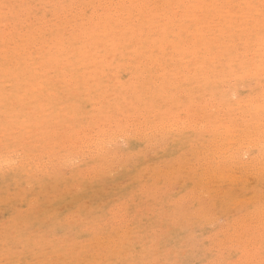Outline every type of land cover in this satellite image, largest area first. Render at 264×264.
<instances>
[{
    "label": "rangeland",
    "instance_id": "374dc122",
    "mask_svg": "<svg viewBox=\"0 0 264 264\" xmlns=\"http://www.w3.org/2000/svg\"><path fill=\"white\" fill-rule=\"evenodd\" d=\"M163 1L157 4L155 0H9V2L8 0H0V264H264V123L261 124V122H264V114H259L264 113V109L260 108L264 107L262 105L264 102V72L260 71L259 73V70H262L259 66L264 65V58H261L264 55V49L262 48L264 44L262 45L261 41L258 42L259 39L256 34L253 35L254 41H257L255 44L253 40L250 43L248 42L251 39L250 36L248 37L249 34L245 35L248 39L250 38L248 41L247 38H242L243 33L241 31L242 28H245L244 24L246 21L243 22L244 24L237 25V29L233 30L234 33L232 32L236 36L229 38V40L226 34V36L223 35L221 38L218 31H215L217 32L215 35H212L214 34L212 32L210 35L215 37V43L219 37L223 39V42L220 39V42L217 40L219 46L214 43L215 46L212 49L214 53L220 52V50L224 52L225 49L223 48L225 46L222 43H225L224 41L226 40L229 42L230 39H233L232 41H235V43L233 42L232 44V41L230 43L226 41L227 45L232 44V46H228L229 48L225 47L224 56L227 54V49H229L228 53L230 56L226 55V58L224 56L221 59L219 58L221 62L219 63L220 60L217 62L220 66L213 67V64L212 67L214 69L211 71L210 64L208 62L205 64L206 67H210H207L210 69L207 75H210H205V77L207 76L206 79L203 77V70L197 72V60L193 62L194 58L193 55L191 56L192 52L189 50H193L196 47L195 44L200 43L198 39L196 41L194 38L199 35V30L202 26L199 28L198 22L200 21L201 25L203 14H197L199 15L197 18L200 17L197 21H195L196 18L193 19L194 16L189 21L188 16L191 17L193 8L188 10H191L190 12L186 11L192 4L190 3L191 0H177L178 4L176 6L179 5V8L175 6V0H173L174 4L171 0V2L165 0L168 6ZM216 1L209 0L208 4L204 3L206 5H213L209 2L214 3ZM223 1L222 3L226 2L225 0ZM239 1L237 0L239 3L237 4L233 0V5L231 4L236 9L234 10L236 12L238 9H241V11L245 10L241 6L246 0ZM256 1L264 2L263 0ZM181 2L186 4L183 6ZM169 3L171 7L173 4L172 9ZM217 3L215 4L218 5L219 3ZM255 3L257 4V2ZM193 4L191 5L192 7ZM126 5L127 8H125ZM163 5L166 8L169 7L170 11L173 10V13L171 11V14L170 11L165 10ZM246 5L245 3L243 6L246 7ZM223 6L221 5L222 8ZM156 7L160 11H157ZM181 7H184V12L183 10L181 11ZM185 8L187 9L185 10ZM208 8L213 9L214 7ZM260 9L262 8L260 7ZM128 10L132 13L128 12ZM161 11L163 12L162 14ZM165 12H167L168 16L170 15V22ZM182 12L185 14V18L183 17L184 15L181 16ZM135 13H137L136 16ZM187 13L188 16L186 15ZM132 14L135 20L132 18ZM141 15L146 18L140 19ZM162 15L163 20H161ZM119 16L123 19L124 17L131 16V19L125 18L124 20L126 21L123 25L124 20ZM151 16H154L152 17L153 20ZM104 17L106 20L103 19ZM147 17L151 21H148ZM180 17L183 20L180 19L177 23L179 26H177L175 23ZM159 19L160 23L156 26V29L152 25L158 24ZM137 20L138 24L136 25L134 23ZM204 20L203 22L206 21ZM207 20L210 21L208 18ZM219 20L223 24L224 20ZM238 20L240 21V17ZM155 21L156 23L154 24L150 23ZM163 21L165 22L163 23ZM181 21L188 22L182 23ZM218 21L216 20L214 23L211 21V24L217 25ZM119 22L121 25L117 24ZM127 22H130L132 27H129V23L127 24ZM146 22L150 23V25H147ZM100 23L101 26L99 25ZM161 23L162 25H160ZM195 23L198 24L196 25ZM208 23L210 24V22ZM183 24H185V27ZM194 24L198 27H196L198 30L196 37L192 31L195 28ZM106 25L108 26L106 27ZM128 27L131 28L129 31ZM150 27L153 30L156 29V31H152L151 29L152 32L149 33ZM166 27H170V29ZM175 27L177 30L173 29ZM187 27L189 30L186 29ZM203 27L201 31H204L208 38H212L207 32L206 27L208 26ZM117 28L119 29L117 30L118 32L116 31ZM238 28L242 34L238 32ZM171 29L173 31L169 33ZM87 30L89 31L88 34ZM143 30L146 35H144ZM182 30H184V33ZM104 31L106 34H103ZM113 31L116 32L111 34L110 32ZM236 31L239 35L235 33ZM166 32L168 36L164 34ZM229 32L231 33V31ZM97 33L99 35L102 33V35L100 37L99 35L95 36ZM121 33L126 34L127 38ZM182 33L187 35V37L185 35V37L181 36L183 35ZM190 34L194 35V38ZM172 36L178 37L180 44L185 42L182 45L183 47H180L181 45L178 43L176 47L178 45L179 47L173 48L175 54L172 52L171 47L175 46L172 43L177 38ZM145 37L150 42L143 40ZM188 37L190 40L194 39L192 41L195 42L194 45H192L191 41L190 43L187 42V39L184 41ZM235 37L238 39L234 40ZM166 38L172 43L170 41L164 42ZM96 39H98V42ZM139 39L141 41H139L140 44L142 45L143 43L145 45L139 46L137 41ZM262 39L261 37L260 40ZM88 40L89 42H87ZM124 41L130 42V45L125 44ZM147 42L150 44L148 45ZM159 42L164 43H162L164 45L162 50L164 51L161 50ZM96 43H98L97 46ZM247 43L249 47L251 44L254 45V48H252L254 50L250 49L249 51ZM257 43L259 47L256 48L255 45H258ZM100 44H103V46ZM132 44L133 47L131 46ZM171 44L172 46L168 47ZM199 45L202 46V43ZM127 46L131 48L128 49L129 47L127 48ZM234 46L236 49H233ZM81 47L85 51H88L84 52L83 49L81 50ZM145 47H148V49ZM186 47L188 49L183 51ZM149 48L150 50L152 48V50H155L153 52L151 50L150 52ZM258 48H262L263 50ZM158 49L164 52L162 54L165 57L161 55ZM243 49L245 50L244 52ZM143 50H145L144 53ZM214 50L217 51L215 52ZM257 50L263 51L262 55L261 53H257ZM202 51H200V56H204L206 53L205 50ZM124 52L126 57L124 56ZM129 52L130 54H128ZM238 52H241V54L242 52L245 53L242 54L246 58L245 61L251 59L249 61L251 62L252 59H257L259 54L261 60L258 58L255 61L253 60L254 62L252 61V64L255 63L252 66L253 69L250 68L252 64L249 65L250 67L247 66L245 68L243 66V68H238L240 63L244 61V57L238 54ZM247 52L250 54L247 55ZM139 53H141V56ZM177 53L181 54V56ZM231 53L233 55L237 53L238 55L234 57ZM168 54H171V56ZM253 54H256L255 57ZM173 55H176L174 57L176 59L179 56L185 58L183 60L185 63L191 61L190 67L195 63L192 66L193 70L192 68H188L190 70L186 69L187 72H185V64L181 60L183 58L178 61L179 59H174ZM206 55L208 56L207 53ZM252 55L253 57H251ZM109 56H111L110 59ZM138 56H140L139 59H137ZM241 56L243 57L242 61L239 59ZM170 57L173 59L171 60ZM153 58H155V61H153ZM157 58L159 59L157 60ZM166 58L168 61H165ZM150 59L153 62V66L151 67L150 64L152 65V62H149ZM186 59L190 60L187 61ZM237 59L240 60H238V66L236 65ZM133 60H137L136 63ZM260 61L263 63L260 64ZM158 63L160 69L157 65ZM129 64L130 67H128ZM243 64L245 65L246 63ZM257 64H259V70H256V67L254 69V66H257ZM145 65L149 66H147L148 70H146ZM154 66H156L155 70ZM164 67L167 69L165 70ZM217 67H220L222 70ZM223 67H226L227 70H224ZM236 67L240 70L237 71ZM216 68L218 72L221 70L219 76L224 74V77L228 73L232 77V73L237 71L236 75L235 73L233 74L235 75L233 76L234 80L231 77L229 80V77H227L228 81H225L223 80L225 78L222 76L220 78L223 79L219 78L220 82L217 81L216 79L219 76L218 72L216 73ZM247 68L254 70L251 71L254 73L248 72L249 69ZM261 68L264 69V66H261ZM111 69L113 70L111 71ZM152 69L155 71V77L153 76ZM161 69L165 70V72L162 71L163 73H160ZM149 70L150 72H148ZM157 70L158 72H156ZM170 70L171 72L173 70L171 75L167 73ZM191 70L192 72L194 71V74L190 72ZM141 72H143V75ZM238 72L247 76L248 80V82L244 79V81H240L241 86L238 83L239 79H242V76L239 77L240 74ZM246 72L249 75L251 73L254 81L252 76L248 78L249 75ZM180 73H183V77H181ZM212 74L215 76L213 75L212 77ZM237 74H239V78H236ZM254 74L257 76L255 77ZM259 74L262 76L261 80L263 82L260 80ZM147 75H150L151 80H146ZM145 76L147 77L145 78ZM188 76H190V79ZM191 76H197L196 78L198 79L199 77V79L196 81V78H192ZM200 76H202L203 81ZM178 77H181V79ZM208 77L211 80L215 78L216 83L212 80L210 81L212 83L207 85L209 83L207 82L206 84V80L209 81ZM165 78L167 84L169 82L172 86L168 87L170 84L163 86ZM191 79L193 82H201L199 85L194 82L192 85L194 88L192 86V88H189L190 83H193ZM177 80H180L179 83L176 82ZM252 81L253 84H251ZM159 82L160 85L157 84ZM226 82L228 84H225ZM202 83H205V86H200ZM220 83H222L223 87L220 86L221 88L216 89L218 85H221ZM235 83L239 86H236ZM144 85L145 87H143ZM148 85L152 86H150L147 93L146 88H149ZM158 85L159 87H157ZM211 85H213L212 88ZM261 85H263L262 88ZM141 87H143V90ZM180 89H182V92L178 91ZM228 89L229 91H227ZM190 90H194L196 93L192 91V96L191 92H189ZM230 90L231 93L229 94L234 95L233 97L231 95L227 96ZM155 91L157 95H155ZM233 91L234 94H232ZM224 92L227 93L224 94ZM142 93H146L147 96ZM177 93L184 95L180 98L181 94L178 95ZM207 93L211 94V96H207ZM132 94L133 96H131ZM151 94H153V98L149 97L148 99V96ZM168 94L169 96H167ZM204 94L206 95L205 97ZM250 94L251 98L254 96V99H252L254 101L255 97L258 98L261 94L259 97L260 101L256 99L259 102H257L259 108L254 106L256 103L252 102ZM199 95L203 99L202 101ZM246 95L248 96L245 97ZM218 96L219 98H217ZM140 97L141 99H139ZM175 97L178 99L176 100ZM161 98L164 103L158 102V100L162 101ZM165 98L168 103L165 102ZM246 98L250 101L246 100ZM151 99L153 100L151 101ZM239 99L240 102H238ZM135 100L138 101L136 102ZM155 100H157V103H155ZM183 100H186V102ZM235 100H238V103H244L246 100V104L253 107L248 105V108L244 107L245 103L244 106L243 103L239 106ZM173 101L176 104H172L171 102ZM225 101H228V103ZM112 104L114 107H111ZM119 104H121V108ZM223 104L224 106L226 105L225 108H223ZM232 104L239 106V108L243 106L244 109L242 108L243 110L240 109V111L238 107H234ZM136 107H138V110ZM254 107L255 109L257 107V110L260 112L258 113ZM127 108H131L132 112ZM195 108L197 109L194 112L188 111V109L193 110ZM204 108H206L205 112H203ZM210 109L217 112L208 114L211 112ZM261 110L263 111L261 112ZM211 114L213 116H210ZM216 114L221 118H218ZM180 116H183L182 119ZM223 117H225L226 123L229 124L227 126L229 132L228 130L226 131V127L224 133H230V129L234 131L235 127L233 129V126L239 125L236 121H239L240 124L242 122V125L239 126L240 131L237 130L239 128L237 127L234 133L231 132L233 138L235 136L236 138H230L232 136L230 134L226 135L227 133L223 135L224 133L222 132L227 125L225 123L223 125V121H220L224 120ZM202 118L206 120H203L204 123L201 121ZM142 119L148 120L146 125ZM176 119L180 121V124L177 123ZM215 119H220L218 122H221L222 126L216 124L218 122L214 123ZM211 120L214 123L213 125ZM227 120L232 123L235 120L234 125L228 123ZM171 121L173 122L170 123ZM248 121L250 122L249 124H247ZM256 121L260 125L258 122L257 125ZM202 124H205V126ZM177 125H180V127ZM171 126L176 127V129ZM149 127L152 130L151 132ZM202 127L203 129H201ZM211 127H215L216 130L214 131V128L212 129ZM155 130H157V133ZM144 131L149 132V134H146ZM218 131L222 135L218 134L217 137L215 134ZM236 131L238 133L233 135ZM247 133L253 134H249L252 139H249L251 137ZM90 134H94V136L92 135L94 138ZM222 136L226 138H223L225 145L224 143L222 144ZM225 136H229V140H236L237 138L239 140H232V145ZM254 136L256 138H253ZM199 139L205 140L204 144ZM215 139L218 140L216 141ZM237 141L240 142V145ZM247 141H251L249 142L251 145L249 144L247 147L243 146L248 144ZM214 142L217 143L215 144ZM228 145H232V147L229 146L228 148L230 149H228ZM236 146L239 147L238 150ZM213 148L216 150H213ZM224 148L225 151L223 150ZM186 149L187 151L190 150V153H186ZM211 150L216 154L213 151L211 152ZM221 151H224L225 154ZM241 151H243L244 156L246 155L243 158L241 157L243 156L241 155ZM210 152L214 153L215 156L209 154ZM228 154L232 157L235 155V158H232L235 161H231ZM222 155L224 157L228 155V157L226 156V160H228L225 161L224 159L223 161L222 159V162L221 158H224ZM183 156L184 159L182 158ZM212 156L213 159L211 158ZM226 166H229V168ZM202 168L205 171L207 170V172ZM226 168H228V173L225 172ZM260 170L261 172L259 173ZM224 172L225 174L222 175ZM224 175L226 176L224 180H227L222 181L220 178H223ZM227 175L232 177L228 178L237 182L233 183L231 179L230 181ZM218 178L221 180L220 183ZM238 180L243 181L240 183ZM227 181L231 183L232 186L229 185L231 187H227L226 184H229ZM230 188H239V190L237 189L235 192L232 190L233 194L229 192L231 191ZM248 194L249 196L251 195L249 198L247 197Z\"/></svg>",
    "mask_w": 264,
    "mask_h": 264
},
{
    "label": "bare ground",
    "instance_id": "6f19581e",
    "mask_svg": "<svg viewBox=\"0 0 264 264\" xmlns=\"http://www.w3.org/2000/svg\"><path fill=\"white\" fill-rule=\"evenodd\" d=\"M136 1H137V0H136ZM141 1H142V0H141ZM155 1H157V4H158V2H160V1H162V0H159V1H158V0H155ZM166 1L168 2V1H170V0H166ZM171 1H172V3H173V0H171ZM171 1H170V2H171ZM176 1H177V0H175L174 3H175ZM189 1H190V0H189ZM208 1H209V0H208ZM208 1H206V0H191L190 3H192V4L194 3V4H193V7L191 6V5H192V4H191V5L189 6L188 9L185 8V10L187 9L186 12H190L191 10H190V11H188V10L191 9V8H193L192 11H191L193 15L191 14V15H190L191 17L188 16V13L186 14V15L188 16V18H189V21H191L190 19L193 18L192 16H194L193 19L196 18L195 21H197V20L200 18V17L197 18V16H199V15H197V14H201V15L203 14V15H202V18H203V19L201 18V19H202V21H201V25H200V21L198 22L199 24L197 23V24L199 25L198 27L200 28L201 26H202V27H203V26H205V27L208 26V27H206L207 30H208L207 32L209 33V36H211V37L213 38V39H212V38H208L207 34L204 33V31H203V32L201 31L204 27H203V28H202V27L200 28V30H199V35H197V37H196V33H197V31H198V30H197L198 27L196 26V25H197L196 23H195L196 25L194 24V27H195V28H193L192 31L195 33V34H194V33H193V34L195 35L196 38H194V35H193V36H192V34H190V35H191L194 39H196V41H197V39H198V40L200 41L199 44L202 43V46H200L199 44H195V45H196V47H195L196 49H198L199 47H200V48H199L198 50H196V49L193 47V48H194L193 50H191V49H189V50L192 52V53H191V56L193 55V58H194L193 62H194L195 60H197V64H196V66H197V72H198L199 70H200V72L203 70V73H204V74H203V73H202V74H203L204 76L201 74L203 77H205V75H207V72H208L210 69H211V71H212V70L214 69L213 67H215V66L218 65V62H217V61H219V60L221 59V57L224 56V54H225L224 52H225L226 48H227L228 46H232L233 42L235 43V41H232L233 39H230L229 42L226 40L228 43H230V42L232 41V44H231V45H227L226 41H224V42L226 43V45H227V46H226L225 43H222V44H224V46L226 47V48H225V47L223 46V47H224L223 49H225L224 52L222 51V52H223V53H222L221 50H220V48H219L220 52H216V51L218 50V49H217L216 51L214 50V51L216 52V53H214L212 49L214 48L215 44H217V45L219 46V44L217 43V40L219 41L220 37L222 38V36L225 35V34L227 35V36H226V35H225V36L227 37L228 40H229V38H233V36H236L235 34H233V33H234L233 30H234V29H237V27H238L237 25H239V24H240V25H241V24H244V23H243L244 21H246V23L244 24V25H245V28H242V31H241V32L244 34V36H243L242 33H240V29L238 28V30H239L238 32H239L240 34H242V38H243V37H244V38H247L246 36H247V34H249L248 37L250 36L251 39L249 38V39H250V40H249V39L247 38V41L249 40L248 42L250 43L251 40L254 41V39H253V35L256 34L257 38L259 39L258 42L261 41V42H262V45L264 44V2L262 3V2H258V1H256V0H246V2H243V3H242L243 5H245V3H246V4H247L246 7H244L243 5L241 6V7H242L243 9H245V10H244V11H241V9H238V11L236 12V11H234V10H236V9H234V7H232V5H233V0H225V1H226L225 3H222L223 0H217L216 2L219 3V4L217 3L218 5L215 4L216 2H214V3L209 2V3L213 4V5H206L205 3H207ZM211 1H213V0H211ZM235 1L237 2V0H235ZM238 1H239V0H238ZM242 1H245V0H241V1H239V2H242ZM259 1H261V0H259ZM263 1H264V0H263ZM8 2H9V0H8ZM153 2H154V1H153ZM163 2H164V4H167V3L165 2V0H164ZM184 2H185V1H184ZM204 2H205V3H204ZM223 2H224V1H223ZM255 2H257V4H256ZM91 3H92V2H91ZM172 3H171V4H172ZM174 3H173V4H174ZM181 3H182V2H181ZM181 3H180L181 6H182V4H183V6H184V4H186V3H182V4H181ZM190 3H189V4H190ZM254 3H255V4H254ZM127 4H128V1H127ZM141 4H143V3H141ZM148 4H149V3H148ZM159 4H160V3H159ZM162 4H163V3H162ZM162 4H161V6H162ZM173 4H172V7H173ZM177 4H178V3L176 2V3H175V6H176ZM207 4H208V3H207ZM231 4H232V5H231ZM237 4H239V3L237 2ZM240 4H241V3H240ZM14 5H15V4H14ZM50 5H51V4H50ZM110 5H111V4H110ZM131 5H132V4H131ZM169 5H170V3H169ZM215 5H216V6H215ZM221 5H224L223 8L221 7ZM146 6H147V5H146ZM157 6H158V5H157ZM161 6H160V8H161ZM164 6H165V5H163V8H164L165 10L167 9L168 11H170V9H168L169 7L166 8V7H164ZM167 6H168V4H167ZM175 6H174V7H175ZM211 6L214 7V8H213V9H211V8L209 9L208 7H211ZM234 6H236V5H234ZM118 7H119V5H118ZM123 7H124V6H123ZM139 7H140V6H139ZM170 7H171V5H170ZM172 7H171V9H172ZM176 7L179 8L180 6L178 5V6H176ZM185 7H186V5H185ZM187 7H188V3H187ZM236 7H237V6H236ZM260 7H261L262 9H260ZM76 8H77V7H76ZM125 8H127V5H126ZM130 8H131V7H130ZM147 8H148V7H147ZM153 8H154V7H153ZM156 8H157V7H156ZM163 8H162V11H163ZM181 8H182V9H181V11H182V10L184 9V7H181ZM225 8H226L227 10H226ZM121 9H122V8H121ZM149 9H150V7H149ZM223 9H225V10H223ZM81 10H82V9H81ZM119 10H120V8H119ZM123 10H125V9H123ZM132 11H134V10H132ZM135 11H136V10H135ZM145 11H146V10H145ZM157 11H160V10L157 8ZM162 11H161V14L164 12V11H163V12H162ZM171 11H172V13H173V10H171ZM171 11H170V13H171ZM119 12H120V11H119ZM124 12H125V11H124ZM128 12L132 13L130 10H128ZM183 12H184V10H183ZM183 12H182V15H181V16L184 15L183 17L185 18V14H183ZM126 13H127V12H126ZM156 13H157V12H156ZM166 13H167V12H165V14H166ZM172 13H171V14H172ZM136 14H137V13H135V16H136ZM161 14H160V15H161ZM168 14H169V13H168ZM174 14H176V13H174ZM189 14H190V13H189ZM80 15H81V14H80ZM132 15H133V14H132ZM138 15H140V14L138 13ZM166 15H167V14H166ZM176 15H177V14H176ZM141 16H142L141 18H140V16H139L140 19H142V18H146V17H143V15H141ZM144 16H145V15H144ZM156 16H157V15H156ZM156 16H155V17H156ZM167 16H168V15H167ZM167 16H166V17H167ZM169 16H170V15H169ZM169 16H168V20H169V22H170V19H169L170 17H169ZM119 17H120V16H119ZM148 17H149V16H148ZM148 17H147V18H148ZM152 17H154V16H151V18H152ZM162 17H163V15L161 16V18H162ZM173 17H175V15H173ZM239 17H240V21L238 20ZM74 18H75V17H74ZM74 18H73V20H75ZM120 18H122V17H120ZM125 18H130V19H131V16H130V17H124V19H125ZM132 18H134V15L132 16ZM139 18H138V20H139ZM149 18H150V17H149ZM149 18H148V21H151V20H149ZM158 18H159V16H158ZM175 18H176V17H175ZM207 18H208L210 21H208ZM88 19H89V18H88ZM103 19L106 20L105 17H104ZM107 19H108V18H107ZM116 19H117V18H116ZM122 19H123V18H122ZM122 19H121V20H122ZM124 19H123V20H124ZM156 19H157V18H156ZM163 19H164V18H162L161 20H163ZM173 19H174V18H173ZM180 19L183 20L181 17L178 18V19H177L178 21L175 23L176 25H177V23L180 21ZM186 19H187V18H186ZM186 19H185V20H186ZM204 19H205L206 21H205ZM219 19H223V20H224V21H223V24H221V23L219 22V21H221V20H219ZM128 20H129V19H128ZM128 20H127V21H128ZM134 20H135V18H134ZM138 20H137V22L134 23V24L137 25V24H138ZM143 20H144V19H143ZM152 20H153V18H152ZM203 20H204L205 22H203ZM216 20H217V21L219 20V21H218L219 23L217 22L218 24L215 23V24H217V25H213V24H211V21H212V23H214V22H216ZM91 21H92V19H91ZM125 21H126V20L123 21V23H122L123 25L125 24V23H124ZM139 21H140V20H139ZM146 21H147V20H146ZM172 21H173V20H172ZM174 21H175V20H174ZM238 21H239V22H238ZM97 22H98V21H97ZM111 22H112V21H111ZM111 22H109V24H111ZM164 22H165V21H163V23H164ZM181 22L183 23L184 21H181ZM181 22H180V24H181ZM187 22H188V21H187ZM187 22H184V23H187ZM192 22H193V21H192ZM206 22H207V24H205ZM208 22H210V24H209ZM85 23H86V22H85ZM87 23H88V22H87ZM128 23H129V27H132V25H130V22H127V24H128ZM131 23H132V22H131ZM140 23H141V22H140ZM146 23H147V25H148V24L150 25V23H151V24H154V23H156V21H155V22H150V23L146 22ZM157 23H158V24H156V25L154 24V25H152V26H155V27L158 26L159 23H160V19H159V22H157ZM171 23H172V22H171ZM171 23H170V24H171ZM173 23H174V22H173ZM189 23L192 24L191 22H189ZM236 23H237V24H236ZM117 24H120V22L117 23ZM219 24H220L221 26H220ZM99 25L101 26V23H100ZM120 25H121V24H120ZM136 25H134V26L136 27ZM139 25H140V24H139ZM142 25H143V24H142ZM160 25H162V23H161ZM166 25H168V24H166ZM171 25H172V27H174L173 24H171ZM107 26H108V25H106V27H107ZM140 26H141V25H140ZM143 26H144V25H143ZM152 26H151V27H152ZM169 26H170V25H169ZM177 26H179V25H177ZM177 26H176V27H177ZM181 26H182V25H181ZM183 26L185 27V24H183ZM183 26H182V28H184ZM187 26H188V24H187ZM118 27H119V25H118ZM129 27L127 28L128 31H129V29H131V28H129ZM145 27H146V26H145ZM151 27H150L149 33L152 32V31H156L157 27H156V29H154V30L152 29V28H154V27H152V28H151ZM176 27L173 28V29H174V30H175V29L177 30ZM196 27H197V28H196ZM240 27H241V26H240ZM243 27H244V26H243ZM113 28H114V25H113ZM122 28H123V27H122ZM139 28H141V27H139ZM139 28H138V29H139ZM147 28H148V26H147ZM166 28H168V27H166ZM189 28H190V27H189ZM88 29H89V28H88ZM123 29H125V28H123ZM142 29H144V28H142ZM151 29H152V31H151ZM158 29H159V27H158ZM168 29H170V27H169ZM186 29H188V27H187ZM194 29H196V30H194ZM204 29H205V28H204ZM243 29H244V30H243ZM104 30H105V29H104ZM117 30H119V29L117 28L116 31H117ZM120 30H121V28H120ZM135 30H136V28H135ZM146 30H147V29H146ZM188 30H189V29H188ZM53 31H54V30H53ZM105 31L107 32V30H105ZM105 31H104L103 34H106ZM116 31H113V32H110V33L112 34V33L116 32ZM128 31H127V32H128ZM136 31H137V30H136ZM143 31H144V30H143ZM172 31H173V30L171 29V31H170V32L168 31V32L171 33ZM180 31H181V30H180ZM182 31H183V33H184V30H182ZM185 31H186V30H185ZM195 31H196V32H195ZM215 31H218L219 36H220V37H219L218 35H216L217 37H219V39H216V43H215V40H214L215 37L212 36V35L217 34V32H215ZM229 31H231V33H230ZM234 31H235V30H234ZM259 31H260V32H259ZM88 32H89V31L87 30V34H88ZM117 32H118V31H117ZM127 32H126V34H127ZM157 32H158V31H157ZM212 32H213L214 34L210 35ZM232 32H233V33H232ZM262 32H263V34H261ZM110 33H108V34H110ZM144 33H145V31H144ZM147 33H148V30H147ZM180 33H181V32H180ZM180 33H179V34H180ZM183 33H182V34H183ZM185 33H186V32H185ZM235 33H236L237 35H239V33H237V31H236ZM100 34L102 35V33H100ZM121 34H122V33H121ZM126 34H125V35H126ZM128 34H129V32H128ZM138 34H139V33H138ZM138 34H137V35H138ZM142 34H143V33H142ZM155 34H156V33H155ZM155 34H154V35H155ZM160 34H161V33H160ZM164 34L166 35L167 32L164 33ZM75 35H76V34H75ZM93 35H94V34H93ZM93 35H92V37H93ZM98 35H99L98 33H97V35L95 34V36H98ZM101 35H99V37H100ZM122 35H124V34H122ZM125 35H124V37L127 38V36H125ZM140 35H141V34H140ZM144 35H146V33H145ZM148 35L150 36V34H148ZM152 35H153V34H152ZM152 35H151V36H152ZM156 35H157V34H156ZM165 35H164V36H165ZM184 35H185V34H183V35H181V36H184ZM190 35H189V36H190ZM245 35H246V36H245ZM262 35H263V36H262ZM90 36H91V35H90ZM115 36H117V35H115ZM142 36H143V35H142ZM167 36H168V34H167ZM170 36H171V35H170ZM185 36L187 37V35H185ZM185 36H184V37H185ZM191 36H190V37H191ZM225 36H224V37H225ZM240 36H241V35H240ZM256 36H255V37H256ZM22 37H23V36H22ZM46 37H47V36H46ZM88 37H89V36H88ZM107 37H108V36H107ZM107 37H106V38H107ZM122 37H123V36H122ZM124 37H123V38H124ZM143 37H144V36H143ZM143 37H142V38H143ZM146 37H148V36H146ZM146 37H145V39H143V40H148V38H146ZM156 37H157V36H156ZM172 37H176V36H172ZM172 37H171V38H172ZM192 37H191V38H192ZM217 37H216V38H217ZM261 37L263 38L262 40H260ZM39 38H40V37H39ZM103 38H104V37H103ZM125 38H124V39H125ZM149 38H150V37H149ZM161 38H162V37H161ZM176 38H177V40H176L177 43H176V41H173V40H172V41H173V43H172L170 40H167V38H166V41H164V42H166V43H167L168 41H170L173 45H175V46H173V47H171L172 44H171L170 46H168V47H171V48H172V52H173V53H174L173 48L175 49L176 45L179 43V42H178V41H179V40H178V37H176ZM188 38H189V37H188ZM188 38H185V40H184V39H183V40L186 41V39H187V42H189V43H190V41H191V42L194 41V39H191V40H190V38H189V39H188ZM236 38H237V37H235L234 40H236ZM24 39H25V38H24ZM77 39H78V38H77ZM77 39H76V40H77ZM80 39H81V37H80ZM100 39H101V38H100ZM100 39H99V40H100ZM120 39H121V38H120ZM120 39H119V41H120ZM134 39L136 40V38H134ZM140 39H141V36H140ZM140 39L137 40L139 46L141 45V44H140V42H141ZM164 39H165V37H164ZM173 39H174V38H173ZM181 39H182V38H181ZM237 39H238V38H237ZM239 39H240V38H239ZM33 40H34V39H33ZM78 40H79V39H78ZM81 40H82V39H81ZM96 40H97V42H98V39H96ZM107 40H108V39H107ZM125 40H126V39H125ZM131 40H132V39H131ZM135 40H134V41H135ZM141 40H142V39H141ZM188 40H189V41H188ZM55 41H56V40H55ZM58 41H59V40H58ZM82 41H83V40H82ZM121 41H122V40H121ZM128 41H129V40H128ZM128 41H126V42L124 41L125 44L127 43V45H128V44L130 43V42H128ZM134 41H133V42H134ZM139 41H140V42H139ZM148 41H149V40H148ZM156 41H157V40H156ZM161 41H162V40H161ZM180 41H181V40H180ZM220 41L223 42V39H220ZM220 41H219V42H220ZM245 41H246V40H245ZM253 41H252V44H253ZM87 42H89V40H88ZM100 42L102 43V41H100ZM100 42H99V43H100ZM103 42H105V41L103 40ZM133 42H132V43H133ZM135 42H136V41H135ZM149 42H150V41H149ZM170 42H169V43H170ZM238 42H239V41H238ZM240 42H241V41H240ZM256 42H257V41H256ZM256 42L254 41V44H255ZM23 43H24V42H23ZM120 43H121V42H120ZM153 43H155V42H153ZM159 43H160V45H159ZM159 43H158V45L161 47V50H162V49L164 48V45H162L163 42H162V43L159 42ZM166 43H165V44H166ZM169 43H168V44H169ZM194 43H195V42H192V45H194ZM214 43H215V44H214ZM236 43H237V42H236ZM241 43H242V42H241ZM97 44H98V43H96V46H97ZM103 44H104V43H103ZM103 44H100V45L103 46ZM138 44H137V45H138ZM147 44H148V42H147ZM147 44H146V45H147ZM149 44H150V43H149ZM149 44H148V45H149ZM163 44H164V43H163ZM179 44H180V43H179ZM183 44H185V42H184ZM183 44H180V45H181L180 47H183V46H182ZM252 44H251V46L249 47V45H248V43H247V45H248V47H249V51H250V49L254 48V45H252ZM257 44H258V43H257ZM60 45H61V44H60ZM94 45H95V44H94ZM129 45H130V44H129ZM142 45H145V44L142 43ZM142 45H141V46H142ZM152 45H153V44H152ZM156 45H157V44H156ZM166 45H167V44H166ZM192 45H191V46H192ZM234 45H235V44H234ZM247 45H246V46H247ZM262 45H260V46L262 47ZM123 46L126 47L125 45H123ZM131 46L133 47V44H132ZM139 46H137V47H139ZM191 46H190V48H192ZM220 46H222V45H220ZM235 46H236V45H235ZM235 46H234L233 49H236V48H237V46H236V48H235ZM239 46H241V45L239 44ZM252 46H253V47H252ZM255 46H256V48H257V47H259V44H258V45H255ZM56 47H57V45H56ZM118 47H119V46H118ZM124 47H123V48H124ZM128 47H129V46H127V48H128ZM152 47L154 48V46H152ZM178 47H179V45H178L176 48H178ZM187 47H189V46H187ZM187 47L184 48L183 51H184L185 49H188ZM248 47H247V48H248ZM104 48H105V47H104ZM104 48H103V49H104ZM123 48H122V50H123ZM130 48H131V47H129L128 49H130ZM139 48H140V47H139ZM145 48L148 49V47H145ZM150 48H151V46H150ZM150 48H149V50H150ZM153 48H152V49H153ZM171 48H170V50H171ZM202 48H204V49H202ZM221 48H222V47H221ZM228 48H229V47H228ZM238 48H239V47H238ZM262 48L264 49V46H263ZM262 48H261V49H262ZM82 49H83V48L81 47V50H82ZM85 49H86V48H85ZM90 49H92V48H90ZM105 49H106V48H105ZM124 49H126V48H124ZM147 49H146V51H147ZM152 49H151V50H152ZM167 49H169V48H167ZM215 49H216V48H215ZM223 49H222V50H223ZM239 49H240V48H239ZM258 49H260V48H258ZM261 49H260V50H261ZM263 49H262V50H263ZM55 50H56V49H55ZM83 50H84V49H83ZM116 50H117V49H116ZM151 50H150V52H151ZM154 50H155V49H154ZM154 50H152V52H153ZM161 50L158 49V51H160V52H161ZM201 50H203V51L205 50L206 53L208 54V56L206 55L205 52H204V53H205L204 56H200L199 54L201 53V52H200ZM211 50H212V52H211ZM219 50H218V51H219ZM231 50H232V49H231ZM241 50H242V48H241ZM252 50H254V49H252ZM260 50H259V51L257 50V53H261V55H262V52H263V51L261 52ZM76 51H77V50H76ZM87 51H88V50H87ZM87 51L84 50V52H87ZM105 51H107V50H105ZM110 51H112V50H110ZM144 51H145V50H143V53H144ZM156 51H157V50H156ZM156 51H155V52H156ZM162 51H164V50H162ZM167 51H168V50H167ZM183 51H182V52H183ZM203 51H202V52H203ZM228 51H229V49H227V52H226L227 54H226V55H229ZM239 51H240V50H239ZM244 51H245V50L243 49V52H244ZM249 51H248V52H249ZM108 52H109V51H108ZM165 52H166V50H165ZM175 52H176V51H175ZM177 52H179V50H177ZM188 52H189V51H188ZM243 52H242V54H245V53H243ZM248 52L246 53L247 55L250 54V53L248 54ZM253 52H254V51H253ZM253 52H252V53H253ZM255 52H256V50H255ZM81 53H82V51H81ZM88 53H90V52H88ZM110 53H111V52H110ZM143 53H142V54H143ZM148 53H149V52H148ZM162 53H164V52H161V55H162L163 57H165V55H163ZM184 53H185V52H184ZM233 53H234V51H233ZM126 54H127V53H126ZM128 54H130V52H129ZM139 54H140V56H141V53H139ZM150 54H151V53H150ZM155 54H156V53H155ZM174 54H175V53H174ZM177 54H178V53H177ZM189 54H190V52H189ZM189 54H188V56H189ZM202 54H203V53H202ZM238 54H241V52H238ZM238 54L235 53V55H233V54L231 53V55L234 56V57L237 56ZM242 54H241V55H242ZM93 55H94V54H93ZM106 55H107V53H106ZM159 55H160V53H159ZM168 55H169V54H168ZM178 55L181 56V54H178ZM178 55H177V57H178ZM182 55H184V54H182ZM226 55L224 56L225 58L227 57ZM247 55H246V56H247ZM253 55H254V54H253ZM253 55H252L251 57H253ZM255 55H256V54H255ZM255 55H254V57H255ZM257 55H258V54H257ZM72 56H73V55H72ZM90 56H91V54H90ZM111 56H112V55H111ZM111 56H109V59L111 58ZM115 56H116V55H115ZM115 56H114V57H115ZM124 56L126 57L125 52H124ZM140 56H138L137 59H139ZM143 56H145V55H143ZM143 56H142V57H143ZM155 56H156V55H155ZM169 56H171V54H170ZM180 56H179V57H180ZM186 56H187V54H186ZM229 56H230V55H229ZM239 56H240V55H239ZM242 56H243V55H242ZM242 56H241V57H242ZM259 56H260V54H259ZM259 56H257V57H258L260 60H261V58H264V57H263L264 55H263L262 57L260 56L261 58H260ZM105 57H108V56H105ZM125 57H124V58H125ZM150 57H154V56H150ZM163 57H162V58H163ZM166 57L169 58L168 56H166ZM172 57L174 58V57H176V55H175V56L173 55ZM179 57L177 58V59H179L178 61H180V59L183 58V57H180V58H179ZM241 57H240L239 59H241V61H242L244 56H243L242 58H241ZM247 57H248V56H247ZM135 58H136V57H135ZM155 58H156V57H155ZM155 58H153V61H155ZM162 58H161V59H162ZM167 58H166L165 61H168ZM173 58L170 57L171 60H172ZM187 58H190V57H187ZM219 58H220V59H219ZM258 58H257V59H258ZM53 59H55V58H53ZM53 59H52V60H53ZM142 59L144 60V57H143ZM145 59L147 60V58H145ZM158 59H159V58H157V60H158ZM161 59H160V61H161ZM174 59H176V58H174ZM177 59H176V60H177ZM184 59H185V58H183V59H181V60H182V62H184V64H185V66H184V68H185V72H187V70H190V69H188V68H192V66H194L195 63L190 67L189 64L192 63L191 61H190V62L188 61V60H190V59H188V60L186 59V60L188 61V62H186V63H185V61H183ZM239 59L236 60V65H237V66H238V60H239ZM245 59H246V58L244 57V61H243V63H246V64H248V65H246V64L244 65L243 63H240V62H239L241 66L239 65L238 68H241V67L243 68V66H245V68H246L247 66L251 65L255 60H257V59L254 58V59H252V61L254 60L253 62H252V61L249 62V61L251 60L250 57H248V59H250L249 61H248V60L245 61ZM106 60H107V59H106ZM131 60H132V59H131ZM148 60H149V59H148ZM171 60H169V61H171ZM225 60H227V59H225ZM133 61H135V60H133ZM133 61H132V62H133ZM136 61H137V60H136ZM136 61H135V63H136ZM160 61H159V62H160ZM162 61H163V59H162ZM178 61H177V62H178ZM239 61H240V60H239ZM247 61H248L250 64H249ZM263 61H264V59H263ZM68 62H69V61H68ZM113 62H114V61H113ZM132 62H130V63H132ZM144 62H145V61H144ZM144 62H143V63H144ZM149 62H152V60L150 59ZM172 62H173V61H172ZM182 62H181V64H182ZM207 62H208V63L210 64V66H211V68H210L209 66H207V67L210 68V69H208V68L206 67V65H205ZM220 62H221V60L219 61V63H220ZM223 62H224V60H223ZM140 63H141V62H140ZM154 63H155V62H154ZM165 63H169V62H165ZM174 63H176V62H174ZM178 63H179V62H178ZM257 63H258V62H257ZM261 63H263V62L260 61V64H261ZM86 64H88V63H86ZM86 64H85V65H86ZM133 64H134V63H133ZM162 64H164V63H162ZM162 64H161V65H162ZM184 64H183V65H184ZM209 64H208V65H209ZM213 64H214V66H213ZM215 64H216V65H215ZM223 64H224V63H223ZM254 64H255V63H254ZM254 64H252L251 67H250V66H249V67L252 68V66H253ZM141 65H142V63H141ZM143 65H144V64H143ZM157 65H158V67H159V63H158ZM168 65L170 66V64H168ZM168 65H167V67H168ZM171 65H173V64H171ZM231 65H233V64H231ZM258 65H259V64H257V66L255 65V66H254V69H255V67H256V70H259V67H260V69H262V70H259V73H260V71H261V72H264V69L261 68V66H264V65H260L259 67H258ZM145 66H146V65H145ZM147 66H148V65H147ZM147 66H146V70H148V69H147ZM151 66H153V62H152V65L150 64V67H151ZM164 66H165V65H164ZM175 66H176V65H175ZM175 66H174V67H175ZM179 66H180V64H179ZM179 66H178V67H179ZM181 66H182V65H181ZM196 66H195V69H196ZM212 66H213V67H212ZM218 66H220V65H218ZM233 66H234V65H233ZM128 67H130V64L128 65ZM128 67H127V68H128ZM148 67H149V66H148ZM155 67H156V66H154V70H155ZM170 67H171V66H170ZM172 67H173V66H172ZM257 67H258V68H257ZM141 68H142V67H141ZM143 68H144V67H143ZM164 68H165V67H164ZM217 68H220V67H217ZM217 68H216V73L218 72V71H217ZM223 68H224V67H223ZM236 68H237V67H236ZM238 68H237V71L240 70V69L238 70ZM250 68H247V69H249V71H248L247 69H246V71H248V72L254 71V70H251ZM86 69H87V68H86ZM113 69H114V68H113ZM113 69H111V71H112ZM159 69H160V67H159ZM162 69H163V67H162ZM162 69H161V72H160V73H163L162 71L165 72V70H166L167 68H165V70H162ZM173 69H174V70H177V69H175V68H173ZM178 69H180V68H178ZM182 69H183V68H182ZM186 69H187V70H186ZM205 69H206L207 71H206ZM220 69H221V68H220ZM225 69H226V67L224 68V70H225ZM252 69H253V68H252ZM106 70H107V68H106ZM168 70H169V68H168ZM192 70H193V68H192ZM192 70H191L190 72H192ZM221 70H222V69H221ZM221 70H220V71H221ZM226 70H227V69H226ZM142 71H143V70H142ZM152 71H153V69H152ZM177 71H178V70H177ZM220 71H219V72H220ZM237 71L234 72L235 75H236ZM97 72H98V71H97ZM143 72H144V71H143ZM143 72H141L142 75H143ZM148 72H150V70H149ZM154 72H155V71H153V76H154ZM156 72H158V70H157ZM172 72H173V70H172ZM172 72H171V70H170V72H167V73H170V75H171ZM179 72H180V71H179ZM179 72H178V73H179ZM193 72H194V71H193ZM193 72H192V74H194ZM195 72H196V71H195ZM205 72H206V74H205ZM213 72L215 73V71H213ZM219 72H218V76H219V74H221V73H219ZM248 72H246V73L248 74ZM160 73H159V74H160ZM167 73H166V74H167ZM176 73H177V72H176ZM216 73H215V74H216ZM234 73H232V77H231V75H230V76L228 75L229 73H228L227 75L225 74L226 77H224V74H222V76L225 78V79H223V78H222V79L226 81V80H227L226 78L229 77V80H230L231 78L234 80V78H233V76H235V75H233ZM238 73H239V72H238ZM240 73H241V72H240ZM240 73H239V74H240ZM244 73H245V72H244ZM251 73H254V72H251ZM251 73H250V75L248 74V75H249L248 78H251V76H252ZM99 74H100V73H99ZM157 74H158V73H157ZM182 74H183V73H180V75H182ZM188 74H189V71H188ZM198 74H199V73H198ZM198 74H197V75H198ZM239 74H237L236 78L238 77ZM257 74H258V73H257ZM168 75H169V74H168ZM170 75H169V77H170ZM184 75H186V74H184ZM189 75H190V74H189ZM195 75H196V74H195ZM195 75H194V76H195ZM208 75H210V74H208ZM208 75H207V76H208ZM213 75H214V74H212L211 76L213 77ZM254 75H255V74H254ZM261 75H262V73H261ZM261 75H260V74L258 75V76H260V80H261V77H262ZM108 76H109V74H108ZM147 76H148V75H147ZM147 76H145V78H146ZM149 76H150V75H149ZM149 76H148V77H149ZM153 76L151 75V77H153ZM160 76H161V75H160ZM165 76H166V75H165ZM173 76H174V74H173ZM176 76H177V75H176ZM176 76H175V77H176ZM202 76H200V77L202 78ZM207 76L205 77L206 79H207ZM211 76H209V77H211ZM214 76H215V75H214ZM222 76L220 75L216 80L220 82V79H221L220 77H222ZM241 76H242V79L240 78V79H239V83L237 82L240 86H241L240 81H244V80H246V82H248V80H247V76L240 74L239 77H241ZM256 76H257V75H255V77H256ZM142 77H143V76H142ZM148 77L146 78V80H148V79L151 80V78H150V77L148 78ZM154 77H155V76H154ZM154 77H153V78H154ZM157 77H158V75H157ZM181 77H183V75H182ZM181 77H178V78L181 79ZM185 77H186V76H185ZM185 77L183 78V81H184ZM189 77H190V76H188V78H189ZM191 77H192V76H191ZM196 77H197V76H196ZM196 77H192V78H196ZM209 77H208L209 81L206 80V84H207V82H209L207 85H210V83H212V82H210V81L213 80V79L211 80ZM212 77H211V78H212ZM230 77H231V78H230ZM239 77H238V78H239ZM243 77H244V78H243ZM245 77H246V78H245ZM99 78H100V77H99ZM140 78H141V77H140ZM161 78H162V76H161ZM161 78H160V80H161ZM201 78H200V79H201ZM205 78H204V79H205ZM219 78H220V79H219ZM171 79H172V78H171ZM174 79H176V78H174ZM186 79H187V78H186ZM189 79H190V78H189ZM198 79H199V77H198ZM198 79L196 78V81H197ZM222 79H221V80H222ZM243 79H244V80H243ZM252 79H253V81H254L253 76H252ZM252 79H251V80H252ZM150 80H149V81H150ZM154 80H155V79H154ZM154 80H153V81H154ZM157 80L159 81L158 78H157ZM167 80H168V79H167ZM169 80H170V79H169ZM169 80H168V81H169ZM187 80H188V79H187ZM193 80H194V79H193ZM251 80H250V81H251ZM263 80H264V79H263ZM263 80H261V81L263 82ZM111 81H112V80H111ZM141 81H142V80H141ZM158 81H157V82H158ZM164 81H165L166 83H165ZM164 81H163L164 84H163L162 82H161V84H163V86H166V85H165V84H167L166 78H165ZM170 81L173 82L172 80H170ZM179 81H180V80H177L176 82L179 83ZM183 81H182V82H183ZM189 81H190V80H189ZM199 81H200V80H199ZM202 81H203V78H202ZM214 81H215V78H214L213 82H214ZM225 81H224V82H225ZM227 81H228V80H227ZM253 81L251 82V84H253ZM182 82H180V83H182ZM185 82H186V81H185ZM191 82H193L192 79H191ZM194 82H195V81H194ZM194 82H193V83L188 82V83H190L189 88L194 84ZM200 82H201V81H200ZM200 82H195V83H197V84L199 85ZM231 82H232V80H231ZM235 82H236V80H235ZM89 83H90V82H89ZM144 83L146 84V82H144ZM147 83L149 84L148 81H147ZM152 83H155V82H152ZM215 83H216V81H215ZM215 83H213V85H215ZM222 83H223V82H222ZM222 83H220L221 85H218V87H217L216 89H218L220 86H222ZM241 83H242V82H241ZM150 84H151V83H150ZM157 84L160 85V82L157 83ZM157 84H156V85H157ZM168 84H170V83L168 82ZM168 84H167V85H168ZM186 84H187V83H186ZM197 84H196V88L198 87ZM225 84H228V83L226 82ZM235 84H236V83H235ZM242 84H243V83H242ZM159 85H158L157 87H159ZM173 85H176V84H173ZM179 85H180V84H179ZM213 85H211V88H212ZM239 85L236 84V86H239ZM263 85H264V83H263ZM263 85H261V88H262ZM138 86H139V85H138ZM140 86H141V85H140ZM148 86H149V88H146V89H147V93H148V89H150V86H152V85H148ZM154 86H155V85H154ZM170 86H172V85L170 84L168 87H170ZM187 86H188V85H187ZM200 86H205V83H202V85H200ZM143 87H145V85H144ZM143 87H141L142 90H143ZM155 87H156V86H155ZM155 87H154V88H155ZM173 87H174V86H173ZM173 87H172V89H174ZM182 87H184V86H182ZM192 87L194 88V86H192ZM192 87H191V88H192ZM208 87H209V86H208ZM222 87H223V86H222ZM226 87H227V86H226ZM230 87H232V86H230ZM136 88H137V87H136ZM138 88H139V87H138ZM141 88H140V89H141ZM166 88H167V87H166ZM196 88H195V89H196ZM199 88H200V87H199ZM205 88H206V87H205ZM220 88H221V87H220ZM258 88H259V87H258ZM258 88H257V89H258ZM144 89H145V88H144ZM146 89H145V90H146ZM155 89H156V88H155ZM175 89H177V88H175ZM178 89H179V88H178ZM182 89H183V88H182ZM182 89H180V90H178V91H181V92H182ZM185 89H186V88H185ZM201 89H202V87H201ZM230 89H231V88H230ZM152 90H153V88H152ZM163 90H164V88H163ZM167 90H168V89H167ZM186 90H187V89H186ZM188 90H189V89H188ZM196 90L199 91L200 89H196ZM219 90H220V89H219ZM258 90H260V89H258ZM122 91H124V90H122ZM139 91H141V90H139ZM139 91H137V92H139ZM153 91H154V90H153ZM157 91H159V90H157ZM165 91H166V89H165ZM170 91H171V90H170ZM176 91H177V90H176ZM192 91H193L194 93H196L194 90H192ZM192 91L190 90L189 92H191L190 94L193 96V94H192L193 92H192ZM200 91H201V90H200ZM227 91H229V89H228ZM92 92H93V91H92ZM143 92H144V91H143ZM149 92H150V91H149ZM155 92H156V91H155ZM189 92H188V93H189ZM255 92H256V90H255ZM255 92H254V93H255ZM259 92H260V91H259ZM130 93H131V92H130ZM151 93H152V92H151ZM158 93H159V92H158ZM216 93H217V92H216ZM225 93H227V92H224V94H225ZM229 93H231V90H230V92L227 93V96H228V97H229V95H231V94H229ZM250 93H252V92H250ZM257 93H258V92H257ZM88 94H89V93H88ZM127 94H128V93H127ZM142 94H144V93H142ZM153 94H154V92H153ZM153 94H151L150 96H148V99H149V97H152ZM177 94H178V93H177ZM177 94H176V95H177ZM180 94H181V93H180ZM180 94H178V95H180ZM217 94H218V93H217ZM217 94H213V95L216 96ZM232 94H234V91L232 92ZM144 95H146V93H145ZM148 95H149V94H148ZM155 95H157V92L155 93ZM178 95H177V96H178ZM182 95H184V94H181L180 98L182 97ZM187 95H188V94H187ZM206 95L208 96L209 93H207ZM206 95L204 94V97H205ZM218 95H219V94H218ZM220 95H221V94H220ZM255 95H256V94H255ZM258 95H259V94H258ZM263 95H264V94H263ZM107 96L109 97V95H107ZM131 96H133V94H132ZM131 96H130V98H131ZM141 96H142V95H141ZM146 96H147V95H146ZM160 96H162V94H160ZM164 96L166 97V95H164ZM167 96H169V94H168ZM199 96H200V95H199ZM201 96H202V94H201ZM201 96H200V100L202 101L203 99L201 98ZM209 96H211V94H210ZM231 96L233 97L234 95H231ZM247 96H248V95H246L245 97H247ZM256 96H257V95H256ZM260 96H261V94H260ZM260 96H258V98H257V97H255V98H256L257 100H259V97H260ZM127 97H128V96H127ZM142 97H143V96H142ZM144 97H145V96H144ZM158 97H159V96H158ZM178 97H179V96H178ZM194 97H195V96H194ZM194 97H193V99H194V101H195V98H194ZM225 97H226V96H225ZM232 97H230V98H232ZM236 97H238V96H236ZM253 97H254V96H252V98H251V94H250V98H251V100L254 99ZM145 98H147V97H145ZM152 98H153V97H152ZM159 98H160V97H159ZM183 98H185V97H183ZM186 98H187V97H186ZM217 98H219V96H218ZM226 98H227V97H226ZM126 99H128V98H126ZM131 99H132V98H131ZM134 99H135V97H134ZM139 99H141V97H140ZM175 99L177 100L178 98L175 97ZM234 99H235V97H234ZM237 99H238V98H237ZM247 99H248V98H246V100H247ZM256 99H255V101L252 100V102L254 101V102L256 103V104H254V106H257V107H258V105H257V102H258V101H256ZM152 100H153V99H151V101H152ZM161 100H162V101L158 100V102H161V103L163 102V103H164V101H163L162 98H161ZM176 100H175V101H176ZM231 100H233V99H231ZM231 100H230V101H231ZM242 100H244V98H242ZM242 100H241V102H242ZM246 100H245V102H244V103H245V106H244V103L242 102L244 107H247V105H248V104H246V103H247ZM248 100H249V99H248ZM263 100H264V97H263ZM263 100L261 99V101H263ZM97 101H98V99H97ZM135 101H136V100H135ZM135 101H134V102H135ZM137 101H138V100H137ZM137 101H136V102H137ZM155 101H156V102H155ZM155 101H154V102L157 103V100H155ZM169 101H170V99H169ZM183 101L186 102V100H183ZM194 101H193V102H194ZM201 101H200V102H201ZM230 101H229V103H230ZM237 101H238V100H237ZM237 101L235 100V102H237ZM249 101H250V100H249ZM259 101H260V100H259ZM122 102H123V101H122ZM122 102H120V103H122ZM139 102H140V101H139ZM165 102H166V98H165ZM180 102H181V101H180ZM196 102H197V101H196ZM198 102H199V98H198ZM209 102H210V101H209ZM225 102L228 103V101H225ZM225 102H224V103H225ZM238 102H240V99H239ZM238 102H237L236 104H237V105L239 104V106H240V104H242V103H238ZM112 103H113V102H112ZM118 103H119V102H118ZM118 103H117V104H118ZM140 103H142V102H140ZM166 103H168V101H167ZM171 103H172V104H176L174 101L171 102ZM227 103H225V104H227ZM250 103H251V102H250ZM250 103H249V104H250ZM258 103H259V102H258ZM260 103H261V102H260ZM97 104H98V103H97ZM103 104H104V102H103ZM110 104H111V103H110ZM128 104H129V103H128ZM135 104H136V103H135ZM152 104H153V103H152ZM158 104H159V103H158ZM169 104H170V103H169ZM212 104H213V103H212ZM214 104H215V103H214ZM234 104H235V103H234ZM119 105H120V108H121V104H119ZM153 105L155 106V104H153ZM156 105H157V104H156ZM188 105H189V104H188ZM192 105H193V104H192ZM232 105H233V104H232ZM262 105H264V102H263ZM262 105L260 104V106H262ZM102 106H103V105H102ZM158 106H159V105H158ZM158 106H157V107H158ZM170 106H171V105H170ZM225 106H226V105H225ZM225 106H224V104H223V108H225ZM233 106H234V105H233ZM235 106H236V105H235ZM235 106H234V107H235ZM239 106H236V107L239 108ZM243 106H241V108H239L238 110H240V109H242V108L244 109ZM248 106H250V105H248ZM251 106H252V105H251ZM251 106H250V107H251ZM111 107H114L113 104L111 105ZM124 107H125V106H124ZM138 107H139V106H138ZM138 107H136L137 110H138ZM141 107H142V105H141ZM141 107H139V108H141ZM164 107H165V106H164ZM166 107H167V106H166ZM194 107H195V106H194ZM196 107H197V106H196ZM203 107H204V106H203ZM252 107H253V106H252ZM257 107H256V109H255V107H254V109L257 110ZM262 107H263V106H262ZM262 107H260V108H261V109H264V107H263V108H262ZM131 108H132V107H131ZM131 108H127V109L131 110ZM154 108H155V107H154ZM172 108H173V107H172ZM190 108H193V107H190ZM199 108H200V107H199ZM207 108H208V107H207ZM247 108H248V107H247ZM258 108H259V107H258ZM132 109H133V108H132ZM160 109H161V108H160ZM179 109H180V107H179ZM196 109H197V108H195V109H193V110H192V109H191V110L188 109V111H193V112H194V110H196ZM205 109H206V108H204V111H203V112H205ZM212 109H213V108H212ZM212 109H210L211 112L208 111V112H209L208 114H210V113H213V114H214L215 112H217V111L214 112V110L212 111ZM216 109H217V108H216ZM229 109H230V105H229ZM243 109H242V110H243ZM104 110H105V109H104ZM111 110H112V108H111ZM111 110H110V111H111ZM133 110H134V109H133ZM156 110H157V109H156ZM158 110H159V109H158ZM171 110H173V109H171ZM217 110H218V109H217ZM246 110H248V109H246ZM259 110H260V109H259ZM124 111H125V110H124ZM127 111H128V110H127ZM240 111H241V110H240ZM257 111H258V110H257ZM262 111H263V110H261V112H262ZM131 112H132V110H131ZM133 112H134V111H133ZM150 112H151V111H150ZM196 112H197V111H196ZM203 112H201V113H203ZM238 112H239V111H238ZM245 112H246V111H245ZM252 112H253V110H252ZM252 112L249 111L250 114H252ZM254 112H255V111H254ZM254 112H253V113H254ZM259 112H260V111H258V113H259ZM135 113H136V111H135ZM140 113H141V112H140ZM142 113H144V112H142ZM151 113H153V112H151ZM151 113H150V114H151ZM155 113H156V112H155ZM155 113H154V114H155ZM197 113H199V112H197ZM239 113H240V112H239ZM213 114H211L210 116H213ZM235 114H236V113H235ZM250 114H248V115H250ZM255 114H256V112H255ZM259 114L261 115V114H264V113H259ZM141 115H142V114H141ZM148 115H149V114H148ZM151 115H152V114H151ZM206 115H207V113H206ZM216 115H217V114H216ZM232 115H233V114H232ZM240 115H241V113H240ZM240 115H238V116H240ZM242 115H243V113H242ZM244 115H247V114H244ZM252 115H253V114H252ZM256 115H257V114H256ZM183 116H184V115H183ZM183 116H182V117H183ZM187 116H188V115H187ZM204 116H205V115H204ZM217 116H218V115H217ZM234 116H235V115H234ZM262 116H263V115H262ZM121 117H122V116H121ZM137 117H138V116H137ZM143 117H144V116H143ZM155 117H156V116H155ZM157 117H158V116H157ZM180 117H181V116H180ZM182 117H181V119H182ZM184 117H186V116H184ZM194 117H195V116H194ZM231 117H233V116H231ZM236 117H237V116H236ZM245 117H246V116H245ZM263 117H264V116H263ZM122 118H123V117H122ZM158 118H159V117H158ZM186 118H187V117H186ZM190 118H191V115H190ZM195 118L197 119V117H195ZM206 118H207V117H206ZM212 118H215V117H212ZM218 118H221V117L218 116ZM223 118H224V120H225V117H223ZM233 118H234V117H233ZM238 118H239V117H238ZM254 118H255V117H254ZM261 118H262V117H261ZM261 118H260V120H261ZM101 119H102V118H101ZM138 119H139V118H138ZM148 119H149V118H148ZM150 119H151V118H150ZM155 119H156V118H155ZM164 119H165V118H164ZM178 119H179V118H178ZM178 119H176V120L178 121V122L176 121L177 123L180 122V121H179L180 119H179V120H178ZM207 119H208V118H207ZM262 119H263V118H262ZM142 120H143V122H145V125H146V122H147L148 120H147V121H145V119H142ZM142 120H141V122H142ZM151 120H154V119H151ZM151 120H150V121H151ZM170 120H172V119H170ZM173 120H174V119H173ZM183 120H184V119H183ZM186 120H187V119H186ZM186 120H185V121H186ZM203 120H204V119L202 118L201 121L203 122ZM215 120H216V121H214V123L218 122V120H220V119H218V120L215 119ZM224 120H223V119L220 120L221 122L223 121V125H224V123L227 124V123H226V120H225V121H224ZM229 120L232 121V119H230V118H229ZM229 120H227V121H228V123H230V124H233V123L235 122V120H233V123L230 122ZM263 120H264V119H263ZM111 121H112V120H111ZM129 121H130V120H129ZM163 121H164V120H163ZM188 121H189V120H188ZM192 121H193V119H192ZM197 121H198V120H197ZM204 121H206V120H204ZM261 121H262V120H261ZM261 121H260V122H261ZM105 122H106V121H105ZM134 122H135V121H134ZM141 122H140V123H141ZM152 122H153V121H152ZM157 122H159V121H157ZM172 122H173V121H171L170 123H172ZM182 122H184V121H182ZM182 122H181V123H182ZM221 122H218V123H216V124H220ZM236 122H238L239 125H237V124H236V126H235L234 124H233L234 126L232 125V126H233V129H234V127H235V130H236L237 127H239V126L242 125V122H241V124H240L239 121H236ZM254 122H255V121H254ZM257 122H258V121H256V124H257ZM135 123H137V122H135ZM164 123H166V122H164ZM168 123H169V122H168ZM170 123H169V124H170ZM194 123H195V122H194ZM196 123H199V122H196ZM203 123H204V122H203ZM207 123H208V121H207ZM211 123H212V120H211ZM214 123H212V125H213ZM249 123H250V122L248 121L247 124H249ZM258 123H259V122H258ZM262 123H264V122H261V124H262ZM110 124H111V122H110ZM123 124H124V123H123ZM147 124H149V123H147ZM169 124H168V125H169ZM179 124H180V123H179ZM205 124H206V123H205ZM205 124H202V125L205 126ZM105 125H106V124H105ZM152 125H153V124H152ZM156 125H157V123H156ZM156 125H155V126H156ZM158 125H159V124H158ZM162 125H163V124H162ZM171 125H172V124H171ZM193 125H194V124H193ZM220 125L222 126V124H220ZM228 125H229V124H227L225 127L223 126V127H224L223 132H222V130H220V131H221L222 133H224L225 128H226ZM257 125H258V124H257ZM257 125H256V126H257ZM259 125H260V123H259ZM130 126H131V125H130ZM141 126H142V124H141ZM153 126H154V125H153ZM177 126L180 127V125H177ZM183 126H185V125H183ZM217 126H219V125H217ZM221 126H220V127H221ZM244 126H245V124H244ZM102 127H103V126H102ZM145 127H146V126H145ZM150 127H151V124H150ZM150 127H149V128H150ZM161 127H162V126H161ZM171 127H172V126H171ZM195 127H196V126H195ZM200 127H201V125H200ZM215 127H216V125H215ZM215 127H213L214 129H213L212 127H211V128L215 131V130H216ZM223 127H222V128H223ZM230 127H231V126H230ZM246 127H247V126H246ZM250 127H251V126H250ZM121 128H122V127H121ZM124 128H125V127H124ZM155 128H156V127H155ZM155 128H152V129H155ZM164 128H165V127H164ZM172 128L176 129V127H172ZM172 128H170V129H172ZM208 128H209V127H208ZM216 128H217V127H216ZM231 128H232V127H231ZM261 128H262V127H261ZM261 128H260V129H261ZM109 129H110V128H109ZM166 129H167V128H166ZM198 129H199V127H198ZM201 129H203V127H202ZM209 129H210V128H209ZM212 129H211V130H212ZM239 129H240V127L237 128V130H239ZM257 129H259V128H257ZM257 129H256V130H257ZM137 130H138V129H137ZM143 130H144V129H143ZM218 130H219V128H218ZM227 130H228V132H229L228 127L226 128V131H227ZM235 130H234V131H235ZM250 130H251V128H250ZM91 131H92V130H91ZM138 131H139V130H138ZM151 131H152V130H151V128H150V132H151ZM155 131H156V133H157V130H155ZM230 131H231L232 133H234L233 130L230 129ZM239 131H240V130H239ZM241 131H243V130L241 129ZM257 131H258V130H257ZM261 131H262V130H261ZM106 132H107V131H106ZM140 132H142V131H140ZM144 132H145L146 134H149V132L147 133V131H144ZM162 132H163V131H162ZM231 132H230V133L225 132L223 135H225V134L227 133L226 135H229V134H230V136H232ZM246 132H247V131H246ZM254 132H255V131H254ZM254 132H253V133H254ZM90 133H91V132H90ZM145 133H143V134H145ZM222 133H219V131H218L217 134H215V135L218 137V134L221 136ZM237 133H238V132L236 131V133L233 134V135H236ZM100 134H101V133H100ZM138 134H139V133H138ZM140 134H141V133H140ZM239 134H240V133H239ZM247 134H248V133H247ZM249 134H252V133H249ZM249 134H248V135H249ZM90 135H91V136H92V135L94 136V134H90ZM98 135H99V133H98ZM105 135H106V134H105ZM153 135H154V134H153ZM215 135H214V136H215ZM245 135H246V134H245ZM252 135H253V134H252ZM93 136H92V138H94ZM205 136H206V135H205ZM220 136H219V137H220ZM238 136H239V135H238ZM255 136H257V135H255ZM255 136H254L253 138H256ZM258 136H259V135H258ZM104 137H105V136H104ZM195 137H196V136H195ZM225 137H227V136H225ZM228 137H229V136H228ZM228 137H227V140H229ZM240 137H241V136H240ZM243 137H244V135H243ZM243 137H242V138H243ZM249 137H251V135H249ZM223 138H224V137L222 136V144L224 143V145H225V141H224V139H226V138H224V139H223ZM230 138H233V136L230 137ZM234 138H236V136H235ZM234 138H233V139H234ZM245 138H246V137H245ZM245 138H244V139H245ZM257 138H258V137H257ZM260 138H261V137H260ZM99 139H100V138H99ZM233 139L229 140L230 143H231V141H232ZM237 139L239 140V138H237ZM237 139H236V140H237ZM244 139H241V140H244ZM249 139H252V137L249 138ZM104 140H105V139H104ZM199 140H201V139H199ZM215 140H216V139H215ZM217 140H218V139H217ZM217 140H216V141H217ZM227 140H226V143H227ZM236 140H233V141H236ZM241 140H240V141H241ZM201 141H202V140H201ZM204 141H205V140H204ZM204 141H202L203 144H204ZM233 141H232V142H233ZM252 141H255V140H252ZM257 141H258V139H257ZM92 142H93V141H92ZM208 142H209V141H208ZM208 142H207V143H208ZM211 142H212V140H211ZM238 142H239V141H237V143H238ZM242 142H243V141H242ZM244 142H245V141H244ZM244 142H243V143H244ZM249 142H251V141H247L248 144L243 145V146H246V147H247V145L249 146V144H250ZM258 142H259V141H258ZM261 142H262V140H261ZM108 143H109V142H108ZM193 143H194V141H193ZM195 143H196V142H195ZM209 143H210V142H209ZM214 143L216 144L217 142H214ZM235 143H236V142H235ZM235 143H234V144H235ZM237 143H236V144H237ZM245 143H246V142H245ZM255 143H257V142H255ZM203 144H202V145H203ZM205 144H206V142H205ZM210 144H211V143H210ZM212 144H213V142H212ZM215 144H214V145H215ZM220 144H221V142H220ZM231 144H232V143H231ZM253 144H254V143H253ZM253 144H252V145H253ZM218 145H219V143H218ZM232 145H233V144H232ZM232 145H231V146L228 145L227 148H228L229 146L232 147ZM239 145H240V142H239ZM241 145H242V144H241ZM250 145H251V144H250ZM257 145H260V144H257ZM262 145H263V144H262ZM215 146H216V145H215ZM254 146H255V145H254ZM222 147H224V146H222ZM225 147H226V146H225ZM256 147H257V146H256ZM263 147H264V146H263ZM183 148H184V147H183ZM207 148H208V147H207ZM217 148H218V147H217ZM236 148H237V150H238L239 147L236 146ZM244 148H245V147H244ZM244 148H242V149H244ZM257 148H258V147H257ZM193 149H195V148H193ZM228 149H230V148H228ZM234 149H235V147H234ZM250 149H251V146H250ZM178 150H179V149H178ZM195 150H196V149H195ZM199 150H201V149H199ZM203 150H204V149H203ZM203 150H202V151H203ZM213 150H216V149L213 148ZM213 150H211V152H212ZM217 150H218V149H217ZM223 150L225 151V148H224ZM231 150H232V149H231ZM235 150H236V149H235ZM237 150H236V151H237ZM240 150H241V149H240ZM240 150H239V151H240ZM245 150H246V149H245ZM186 151H187V149H186ZM224 151H221V152L225 154ZM226 151H227V149H226ZM243 151H244V150H243ZM243 151H241V153H242ZM184 152H185V151H184ZM188 152L190 153V150L187 151L186 153H188ZM193 152H194V151H193ZM193 152H191V153H193ZM203 152H204V151H203ZM207 152H208V151H207ZM211 152H210L209 154L214 155L215 152H214V151H213L214 153H211ZM216 152H217V151H216ZM219 152H220V151H219ZM219 152H218V153H219ZM233 152H234V151H233ZM244 152H246V151H244ZM186 153H185V154H186ZM204 153H205V152H204ZM229 153L231 154V152H229ZM237 153H238V151H237ZM215 154H216V153H215ZM220 154H221V153H220ZM224 154H223V155H224ZM235 154H236V153H235ZM246 154H247V153H246ZM263 154H264V153H263ZM182 155H183V154H182ZM182 155H181V156H182ZM218 155H219V154H218ZM218 155H217V156H218ZM223 155H222V157H224ZM228 155H229V154H228ZM228 155H226V156L228 157ZM237 155H238V154H237ZM241 155H243V153H242ZM241 155H240V156H241ZM208 156H211V155H208ZM214 156H215V155H214ZM220 156H221V155H220ZM220 156H219V160H220ZM226 156H225L224 158H221V161H222V159H223V161H224V159H225V161H227L228 159L226 160ZM245 156H246V155H245ZM245 156L243 155V156H241V157L243 158V157H245ZM263 156H264V155H263ZM229 157L231 158V161H235L234 159H232V158H235V155H234V157H232V156L229 155ZM237 157H238V156H237ZM0 158H1V157H0ZM81 158H82V157H81ZM182 158L184 159V156H183ZM206 158H207V160L209 161V159H208L207 156H206ZM211 158L213 159V156H212ZM217 158H218V157H217ZM242 158H241V159H242ZM248 158H249V157H248ZM257 158H258V157H257ZM262 158H263V157H262ZM245 159H246V158H245ZM252 159H253V158H252ZM203 160H204V161H207V160H205V159H203ZM184 161H185V160H184ZM184 161H183V162H184ZM223 161H222V162H223ZM251 161H252V160H251ZM253 161H254V160H253ZM262 162H263V160H262ZM205 163H206V162H205ZM207 163H208V162H207ZM225 163H226V162H225ZM238 163H239V162H238ZM257 164H258V163H257ZM263 164H264V163H263ZM192 165H193V164H192ZM208 165H209V164H208ZM228 165H229V164H228ZM237 165H238V164H237ZM245 165H246V164H245ZM181 166H183V165H181ZM204 166H206V165H204ZM204 166H203V167H204ZM209 166H210V165H209ZM256 166H257V165H256ZM206 167H207V166H206ZM226 167L229 168V166H226ZM217 168H218V167H217ZM228 168H226V171H225V172L228 171V170H227ZM230 168H231V166H230ZM242 168H243V167H242ZM257 168H258V167H257ZM185 169H186V168H185ZM202 169H203V168H202ZM204 169H205V167H204ZM204 169H203V170H204ZM207 169H208V167H207ZM218 169H219V168H218ZM231 169H232V168H231ZM166 170H167V169H166ZM203 170H202V172L204 173L205 170H204V171H203ZM243 170H244V169H243ZM255 170H256V169H255ZM258 170H259V169H258ZM262 170H263V169H262ZM215 171H216V170H215ZM217 171H218V170H217ZM219 171H220V170H219ZM222 171H223V170H222ZM230 171H231V170H230ZM205 172H207V170H206ZM225 172L222 173V175L225 174ZM245 172H246V170H245ZM248 172H249V171H248ZM255 172H256V171H255ZM257 172H258V171H257ZM260 172H261V170L259 171V173H260ZM227 173H228V172H227ZM227 173H226V174H227ZM249 173H250V172H249ZM220 174H221V173H220ZM229 174H230V173H229ZM250 174H252V173H250ZM257 174H258V173H257ZM222 175H220V177H222ZM230 175H231V174H230ZM234 175H235V174H234ZM247 175H248V174H247ZM224 176H225V175H224ZM224 176H223V178H220V179H222V181L224 180V178H226V176H225V177H224ZM258 176H259V175H258ZM228 177H231V176L227 175V178H228ZM231 178H232V177H231ZM231 178H228V179L230 180ZM251 178H252V177H251ZM255 178H256V177H255ZM203 179H204V178H203ZM220 179L218 178L219 183H220V181H221ZM225 180H227V179H225ZM225 180H224V181H225ZM231 180H232V179H231ZM231 180H230V181H231ZM238 181H239V180H238ZM241 181H243V180H241ZM241 181H239V182L241 183ZM252 181H253V180H252ZM199 182H200V181H199ZM216 182H217V179H216ZM227 182L229 183V184H226L227 187H228L229 185H231V183H230L229 181H227ZM227 182H226V183H227ZM232 182L235 183V182H237V181L234 182V181L232 180ZM239 182H238V184H240ZM250 183H251V182H250ZM236 184H237V183H236ZM195 185H196V184H195ZM195 185H194V187H195ZM234 185H235V184H234ZM197 186H198V185H197ZM231 186H232V185H231ZM231 186H229V187H231ZM240 186H241V185H240ZM240 186H239V187H240ZM192 187H193V186H192ZM194 187H193V188H194ZM217 187H218V186H217ZM234 187H235V186H234ZM237 187H238V186H237ZM248 187H249V186H248ZM248 187H247V188H248ZM232 188H233V187H232ZM232 188H230L231 191H229V192H232V190H234V192H235L237 189L239 190V188L235 189L236 187H235L234 189H232ZM197 189H198V188H197ZM230 189H229V190H230ZM200 190H201V189H200ZM229 192H227V193H229ZM234 192H232V193L234 194ZM239 192H240V191H239ZM229 194H230V193H229ZM236 194H237V193H236ZM249 194H250V193H249ZM249 194H248V196H247L248 198L251 196V195L249 196ZM204 195H205V194H204ZM206 196H207V195H206ZM245 196H246V195H245ZM245 196H244V197H245ZM254 196H255V195H254ZM247 197H246V198H247ZM257 197H258V196H257ZM201 198H202V197H201ZM242 198H243V196H242ZM262 198H263V197H262ZM231 199L233 200V198H231ZM242 200H243V199H242ZM258 200H259V199H258ZM230 201H231V200H230ZM233 202H234V201H233ZM237 202H238V201H237ZM244 202H245V201H244ZM246 202H247V201H246ZM230 203H231V202H230ZM238 203H239V202H238ZM256 203H257V202H256ZM233 204H234V203H233ZM230 205H231V204H230ZM227 206H228V205H227ZM230 207H231V206H230ZM228 208H229V207H228ZM232 208H233V207H232ZM227 211H228V209H227ZM262 211H263V210H262ZM257 212H258V211H257ZM210 213H211V212H210ZM231 213H232V212H231ZM208 214H209V213H208ZM250 217H251V216H250ZM254 222H255V221H254ZM257 226H258V225H257ZM239 241H240V240H239ZM250 243H251V242H250ZM118 256H119V255H118ZM249 257H250V256H249ZM251 257H252V256H251ZM235 262H237V261H235ZM253 262H254V261H253Z\"/></svg>",
    "mask_w": 264,
    "mask_h": 264
}]
</instances>
